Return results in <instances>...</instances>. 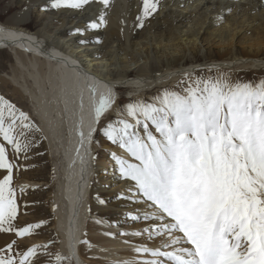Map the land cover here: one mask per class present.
<instances>
[{"label":"rangeland","instance_id":"obj_1","mask_svg":"<svg viewBox=\"0 0 264 264\" xmlns=\"http://www.w3.org/2000/svg\"><path fill=\"white\" fill-rule=\"evenodd\" d=\"M19 1L27 0H0V22L4 23L19 11ZM238 20L235 27L243 25V19ZM41 22L43 19L34 13L28 20L27 29L36 32ZM221 26L204 28L210 36L211 33L220 34ZM217 35L211 42L208 36L203 37L201 42L205 45L198 42L196 51L192 49L194 42L189 45L192 37L188 38L187 45L178 37L172 38L170 43L165 37L162 43L143 41L138 47L130 48L127 55L118 54L104 70L113 80L128 73L125 83L128 79L129 83L145 78L139 76L140 66L148 68L149 76L163 74L173 55L185 58L184 69L196 68L179 78L175 75L177 80L173 85L169 84L171 86L148 90L146 87L131 89L121 84L117 88L120 116L101 122L93 139L94 160L89 173L92 188H99L100 193L89 198L91 206L86 214L85 238L80 247L83 264H122L120 260L125 259L136 264H192L185 253H195L197 257L202 248L206 251L200 231L193 229L196 219L200 218L203 226L205 222L207 226H219V237L232 254V262L226 258L220 264H253L257 251L264 248V198L252 197V192L241 193V202L247 200L251 208L247 214V227L234 225L230 220L225 225L219 215L224 211L223 204L217 202L216 211H211L214 205L203 207L205 190L198 183L193 184L198 178L209 185L213 183L208 176L213 174L214 147L218 143L224 152L232 149L235 164L241 172L246 170L251 184L256 185L255 178L264 171V68L219 66L208 69L209 64L218 61H233L234 65V60L247 55L264 62V47L256 56L257 51L249 48L241 36L233 49H222ZM249 36L251 34H245L247 39ZM122 42L118 45L122 46ZM207 43L214 46L210 48ZM227 50L232 53L223 56ZM11 64L9 54L0 52V264H72L61 251L55 231L52 198L57 158L50 153L28 104L12 95L15 86L9 87L8 83L2 82L10 79ZM178 67L180 65L171 68L170 73L176 74L174 70H181ZM185 122L191 126L179 130ZM165 151L169 154L168 160H164ZM108 158L109 164L102 170L107 176L100 178L98 169ZM159 168L163 178L170 181L167 189L161 187L163 180L157 174ZM219 185L216 184L218 189ZM119 197L135 203V206H128L127 214L119 215L122 210L107 207L108 202L115 203ZM207 198L204 201L208 203ZM92 202H100L104 211L115 210L116 214L106 220L94 213ZM233 208L238 212L240 203ZM254 208L259 212L254 213ZM182 213L192 214L193 220L186 222ZM134 215L138 216L125 220L126 216ZM117 216L124 218L121 226L114 222ZM153 216L169 217L174 223L171 231L149 224L154 220ZM245 231L248 238L244 237ZM127 237L140 240L134 248L126 249ZM213 242L217 243V240ZM113 244H121V247ZM238 245L243 246L242 249ZM123 247L127 253H123ZM262 252L264 254V250ZM127 255L130 257L126 258ZM202 258L194 264L206 262Z\"/></svg>","mask_w":264,"mask_h":264},{"label":"bare ground","instance_id":"obj_2","mask_svg":"<svg viewBox=\"0 0 264 264\" xmlns=\"http://www.w3.org/2000/svg\"><path fill=\"white\" fill-rule=\"evenodd\" d=\"M17 4L19 11L4 23L0 22V52H7L12 63L10 79L1 81L4 84L8 83L9 87L15 86L12 95L20 97L28 104L30 113L35 118L50 153L57 158V163L54 165L55 191L52 198L53 214L56 219L55 231L59 237L61 251L70 258L72 264L74 263L69 252L73 251L74 245L78 247L79 261L83 264L80 247L85 238L86 214L91 206L89 198L91 195L100 193L99 188H92L89 173L94 160L91 151L93 142L90 145V137L93 136V140L96 136L95 132L94 134L89 133L91 124L94 120L100 121L99 124H101L112 116H120L118 112L120 101L117 100L116 92L121 84L131 89L146 87L152 90L167 87L177 80L175 75L179 78L195 67L190 66L184 69L185 58H177L173 55L166 64L168 70L163 74L149 76L151 74L148 68L140 66L139 76L145 78L129 83V79L125 83L128 73L113 80L104 70L111 66V62L116 60L118 54L127 55L130 48L138 47L143 41L151 40L162 43V38L165 37L167 43H170L172 38L178 37V40L185 41L187 45L188 38L192 37L189 45L194 42L192 49L196 51L198 42L210 33L204 27L207 25L215 27L217 24L223 26H221V33L218 34V32V35L211 33L207 37L210 42L217 35L218 40L221 41L219 47L233 49L237 45L236 40L242 36V39L247 41L245 44L255 49L256 56H258L264 47V0H27L26 2L19 1ZM34 13L42 18L43 22L35 29L36 32H30L27 24ZM238 19H243V25L235 27ZM246 33L251 34L248 39L245 37ZM179 34H181L180 37ZM186 37L187 40H184ZM208 40L205 42L209 43ZM119 41L122 42V46L118 45ZM201 43L204 44L203 41ZM208 43L210 48L214 46ZM165 47L168 48L167 45ZM230 53L232 51L227 50L223 56ZM234 62H236L234 65H232L233 61L214 62L209 64L208 69L219 66H222L220 68L227 66L225 67L227 69L232 67L255 70L264 68L263 61L249 55L236 59ZM178 65H180L178 69L182 72L174 70L176 74L170 73L173 71L171 68ZM110 84H116V86H110ZM162 97V99L165 98ZM188 125L191 126V124H186L179 130L189 128ZM218 144L214 147L215 151L213 150V174H211L213 177L208 176L213 183L209 185L198 178L197 181H193V184L198 183L202 190H205L204 200L210 195L207 198L208 203L202 200L203 207L210 208L214 205L211 211H216L217 202L220 201L223 204L224 211L219 214L221 222L225 221L226 225L230 220L234 221V225L247 227V214L251 208L247 200L241 202L240 194L252 192V197L264 198V171L255 178L256 185L253 182L251 184L246 170L241 172L239 165L235 164L236 156L232 154V149H226L224 152ZM166 154V151L163 152V157L166 158L164 160H168L169 154ZM108 160L109 158L101 163L98 177L107 176L102 170L109 164ZM262 169L264 170V167ZM157 171L160 180H163L160 181L163 184L161 187L167 189L170 181L165 180L164 175L160 174L161 168ZM215 182L218 185L221 184L219 189ZM238 203L241 208L237 212V210L234 211L233 206ZM129 205L135 206V203L132 204L119 197L115 203L108 202L107 207L118 208L122 210L118 214L123 215L127 214ZM102 206L100 202H92L94 213L106 220L116 214L115 210L104 211ZM197 209L201 210V208ZM254 209V213L259 212L256 208ZM138 215L126 216L125 220L129 221ZM182 216L186 222L193 220L194 217L189 213L188 215L182 213ZM153 218L154 220L152 219L153 221L151 220L149 224L159 225V229L164 228L166 231H171L174 226L169 217L153 216ZM123 219L117 216L114 222H118L121 226L124 223ZM208 225L205 222L203 226L202 218L196 219V224L193 225L195 231H200L201 243L206 251L202 248L199 256L196 257L195 253L190 252V254L185 253V257H189L192 264L196 263V260H201L202 257L206 259V262L200 261L198 264H220L219 262L226 258L232 262L233 257L228 251L227 244L223 243L219 237V226ZM74 227L75 235H73ZM244 237H249L246 231ZM127 240L128 242L124 245L126 249H130L134 248V244L140 239L127 237ZM213 240H217V243ZM113 246L120 248L121 244H113ZM242 247L238 245L239 249ZM126 249L121 250L127 253ZM174 249L175 253L179 252L177 247ZM262 250L264 248L257 251L253 264H264ZM128 257L130 256L127 255L126 258ZM178 257L180 258V255ZM120 262L136 264L131 259L120 260Z\"/></svg>","mask_w":264,"mask_h":264},{"label":"water","instance_id":"obj_3","mask_svg":"<svg viewBox=\"0 0 264 264\" xmlns=\"http://www.w3.org/2000/svg\"><path fill=\"white\" fill-rule=\"evenodd\" d=\"M62 60H65V59L62 58ZM192 70L194 72L196 70V68L192 69ZM66 87H68V86H66ZM99 122L100 121H98V120H94V122L91 124V129H90L89 133L94 134V132H96V129H97V126H98ZM92 137L93 136L90 137V145L93 142ZM73 235H75V227H74ZM74 242H75V238H74ZM73 248H74L73 251L69 252L70 253V257L73 260L74 264H80V261H79L80 259H79V256H78L79 253H77L78 252V247L76 245H74Z\"/></svg>","mask_w":264,"mask_h":264}]
</instances>
